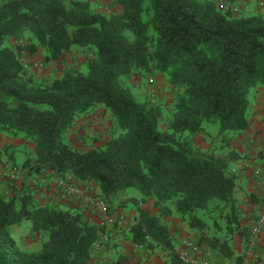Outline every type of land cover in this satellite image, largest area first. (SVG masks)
<instances>
[{"label":"trees","instance_id":"obj_1","mask_svg":"<svg viewBox=\"0 0 264 264\" xmlns=\"http://www.w3.org/2000/svg\"><path fill=\"white\" fill-rule=\"evenodd\" d=\"M114 3L120 10L105 14L87 0H0V132L32 142L33 157L22 164L28 174L51 169L91 181L106 202L139 189L140 198H130L136 208L130 239L168 251V264H188L162 222L169 215L222 261L238 262L231 243L238 234L245 253L250 230L241 226L233 197L238 176L229 162L239 156L230 143L249 126L251 92L264 87V14H235L214 0ZM24 32L26 45L7 44ZM74 47L89 53L86 71L68 68L48 84L27 75L19 58L21 50H41L47 63ZM151 74L171 85L168 104L137 99L124 81ZM95 107L110 113L111 137L100 147L73 148L68 129ZM208 124L218 127L216 153L193 144L195 135L208 137ZM10 191L0 194V264H90L103 226L82 212L38 204L27 189ZM148 198L156 215L140 207ZM23 220L47 234L36 251L20 250L9 233Z\"/></svg>","mask_w":264,"mask_h":264},{"label":"rangeland","instance_id":"obj_2","mask_svg":"<svg viewBox=\"0 0 264 264\" xmlns=\"http://www.w3.org/2000/svg\"><path fill=\"white\" fill-rule=\"evenodd\" d=\"M87 1L90 3L91 9L97 12L110 14L120 10V7L114 3V0ZM101 2L104 4L98 5ZM100 9L102 10L100 11ZM29 36V33L24 32L21 34L20 39L15 37L9 38L7 44L11 47L17 45L24 46L30 41ZM89 57V53L80 47H74L68 53L63 54L58 60H52V62L49 61L47 63L43 61L44 53L41 50L34 55L29 54L27 50H21L19 55L20 60L25 66L27 75H30L33 80L39 84L50 83L68 68H77L81 71H86V60ZM124 81L130 86L137 99L147 101L150 104L158 102L168 104L172 98L171 85L168 84L160 74H151L144 77L131 75L125 78ZM109 114L102 107H95L88 113L82 114L81 116L85 117L83 122L77 125H75L77 120L74 122L75 127L72 125L73 127H70L65 135L66 141L73 148L79 150H86L104 145L111 137L113 131V125ZM160 127L162 129L165 128L164 122H161ZM206 129L209 135L206 138H203L202 135V141L210 142V139H214L208 151H214L216 153L214 148L219 144L218 138L216 139L215 137L218 127L216 124H208ZM0 133L6 137L10 136L3 132ZM14 140L17 141L16 145L10 143L0 147V194L10 196L11 186H15L18 189H27L31 192L38 204H45L55 208H69L73 211L82 212V214L91 221L96 220L99 226H103L105 237L100 245H94L90 258L91 264H111L115 260L121 258H124L123 264L169 263L168 251L159 248L154 250L145 248L141 251L135 247V244H133L130 239L129 226L135 220L136 215V208L130 201V198H139L141 196L139 189L135 187L127 188L117 192L114 201H108V213L117 214L118 219L122 216L119 219L120 222H116L114 225L108 227L104 223L105 220L103 215L94 213L90 208V201L100 198L95 183L76 179L78 180L82 192L81 196L64 197L59 195L54 185V179L57 175H55L51 169H45L36 174H28V168L22 166L26 158L31 159L33 157L34 146L32 142L21 135L15 137ZM193 144L195 147H198L197 143L193 142ZM65 176L71 175L65 174ZM251 176L254 180V175L252 173ZM254 182H256V180H254ZM120 203H122V205H120ZM153 207H155L154 201ZM153 209H156V207ZM177 220L181 222L177 215H169L163 218L162 222L165 223L167 227H173V223H177ZM208 223L210 224L211 222L208 220ZM8 229L17 247L26 252L38 250L47 239V234L36 233L31 229V222L29 220H23L19 225H11ZM211 229L212 228H206V234L209 235ZM261 232L254 238L255 241L257 237L261 235ZM250 237L251 235L249 238ZM249 238L248 242L245 243L246 245L249 244ZM189 239L195 240L196 232L195 236ZM173 240L175 247L181 241H178V239L176 240L174 236ZM231 244H233V241ZM240 262L238 261V263ZM233 264L237 263L235 262Z\"/></svg>","mask_w":264,"mask_h":264},{"label":"crops","instance_id":"obj_3","mask_svg":"<svg viewBox=\"0 0 264 264\" xmlns=\"http://www.w3.org/2000/svg\"><path fill=\"white\" fill-rule=\"evenodd\" d=\"M214 1L221 9H230L235 14H242L245 16L264 14V0ZM101 4L103 5L104 3L101 2L98 5ZM101 10L102 9H100V11ZM50 62H52V60ZM249 100V126L231 141L230 147L239 157L229 162L230 171L238 176L233 191V197L240 211L239 221L241 226H246L248 230L253 226L256 215L255 206L259 201L261 193V188L256 182H254L253 177L251 176L250 167L252 163L257 162L264 165V87L258 86L255 88L251 92ZM107 113L109 114V112ZM84 118L85 117L83 116L78 117L75 125L81 124ZM14 139V137H6L0 133V147L10 143L16 145L17 141ZM202 140V135H195L193 137V142L197 143L201 150L207 151L209 148V142H203ZM228 149L229 148L224 147L219 151L226 154ZM140 205L144 210H148L151 215L157 214L158 210L157 208L153 209L155 207H153V200L151 198L141 202ZM94 221L96 222V220ZM173 224V227L168 228L169 232L176 238V240L178 239L179 241L183 238H193L195 236V231L192 228H189L186 223L178 222L177 220V223L174 222ZM232 249L235 252V256L241 255L239 262L241 260H246L249 261L250 264H264V229L262 230L261 235L257 237L254 244H247L245 253L241 238L236 234L233 240ZM222 262L223 264L238 263L232 259H226Z\"/></svg>","mask_w":264,"mask_h":264},{"label":"built area","instance_id":"obj_4","mask_svg":"<svg viewBox=\"0 0 264 264\" xmlns=\"http://www.w3.org/2000/svg\"><path fill=\"white\" fill-rule=\"evenodd\" d=\"M251 173L254 175V180L261 187V193L259 196V201L255 206V219L253 226L250 229L249 244H254V238L260 234L264 229V165L260 163L251 164ZM1 177V176H0ZM54 185L56 191L59 195L64 197L69 196H81L82 192L79 187L78 180L71 176L56 177L54 179ZM90 208L94 213L102 214L107 226H112L116 222H120V217L115 214L108 213L109 204L105 200L98 198L96 200L90 201ZM104 232H99V240L96 242L95 246L100 245L101 241L104 239ZM252 240V241H251ZM135 247L141 251L145 249L143 244H135ZM175 251L179 258L188 264H223L222 260L219 259L216 253L212 250L207 249L201 244H198L195 240L186 238L179 242L175 247ZM237 264H250L249 261L243 260Z\"/></svg>","mask_w":264,"mask_h":264}]
</instances>
